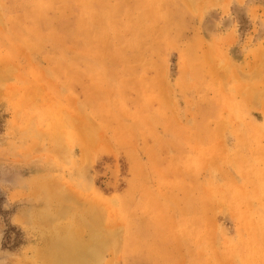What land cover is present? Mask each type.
I'll list each match as a JSON object with an SVG mask.
<instances>
[{"label": "rangeland", "instance_id": "1", "mask_svg": "<svg viewBox=\"0 0 264 264\" xmlns=\"http://www.w3.org/2000/svg\"><path fill=\"white\" fill-rule=\"evenodd\" d=\"M0 264H264V0H0Z\"/></svg>", "mask_w": 264, "mask_h": 264}, {"label": "crops", "instance_id": "2", "mask_svg": "<svg viewBox=\"0 0 264 264\" xmlns=\"http://www.w3.org/2000/svg\"><path fill=\"white\" fill-rule=\"evenodd\" d=\"M215 211H216V208L215 207H213V209H212V211L209 209V211H207V212H209V215H211V221H210V223L211 224H213V222H214V219L216 218V214H215ZM207 216V215H206Z\"/></svg>", "mask_w": 264, "mask_h": 264}]
</instances>
